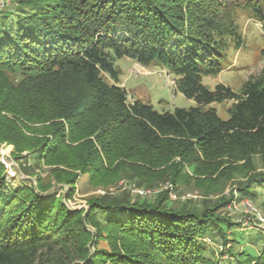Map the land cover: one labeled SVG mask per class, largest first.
<instances>
[{"label":"trees","instance_id":"obj_1","mask_svg":"<svg viewBox=\"0 0 264 264\" xmlns=\"http://www.w3.org/2000/svg\"><path fill=\"white\" fill-rule=\"evenodd\" d=\"M14 5L0 10V144L12 146L16 176L32 177L30 156L59 165L61 150H73L63 164L84 177L65 181L71 199L77 181L107 166L135 169L147 183L164 170L160 177L176 185L186 182V166L198 183L233 168L251 171L255 157L264 161V75L249 78L239 93L202 84L203 75L223 70L229 41L243 46L237 15L264 22V0ZM122 58L168 69L176 91L196 106L158 113L130 101L118 85L115 60ZM227 102L229 118L222 120L210 106ZM6 171L0 162V264H264V235L235 231L217 214L227 202L199 211L169 206L167 193L153 201L128 194L73 210L39 180L9 187ZM259 191L264 173L249 176L238 195ZM207 237L225 251L215 254ZM245 241L261 243L260 251L238 250Z\"/></svg>","mask_w":264,"mask_h":264},{"label":"rangeland","instance_id":"obj_2","mask_svg":"<svg viewBox=\"0 0 264 264\" xmlns=\"http://www.w3.org/2000/svg\"><path fill=\"white\" fill-rule=\"evenodd\" d=\"M15 1L0 0V10H7L15 6ZM241 17H250L246 11H243L236 18L238 32L243 38V46L236 48L234 42H228L224 52L223 70L216 76H202V84L208 90H214L217 85L222 84L233 92L239 93L249 78L264 75V54L262 52L264 44H252L242 34L250 27L254 32L259 26L244 23L241 29L238 26ZM233 48L246 53L247 58L240 59L238 55L235 57L228 55V51ZM115 66L120 72L118 85L129 92L131 95L128 97L130 101H133L132 96H134L138 100L150 104L158 113L173 112L175 109H189L196 106L194 100L187 99L176 91L175 78L166 68L158 66L145 68L126 58L115 60ZM210 107L216 110L220 119L227 120L229 118V102L212 104ZM75 145H71L72 148ZM12 151V146L0 144V162L10 163L12 166L11 171L15 173L14 168L17 162L11 157ZM73 153V150H61L58 159L61 162L59 165L38 161L35 160L34 156H30L28 164L32 172L31 179L25 175H20V177L15 175L12 179L6 178V182L9 187L18 189L23 184L35 186L37 180H39L42 184L51 188L50 192L57 194L56 197L60 196L61 199L63 197V203L73 210L88 209V200L90 199L106 198L113 200L120 199L128 194L134 200L140 197L149 198L150 201H153L160 193H167V204L169 206L176 207L186 204L199 211L206 207L212 208L213 205L227 202L217 214L236 224L235 231L249 232L248 234L252 236H257L258 233L264 235V191H259V194L255 197H241L238 195L239 186L248 183L249 176L251 177L255 173H264V161L259 157L253 158L252 163H250L249 168H252L251 171L233 168L220 180L211 182L203 180L205 182L196 183L195 179L192 178V169L186 166L185 172L188 175L186 182L176 185H173L165 176L160 177L164 170H157L158 175L153 177L155 179L150 181L151 183H147L146 180H142L136 175L135 169L119 167L114 170V166H107L105 171L94 178L77 181L73 186L74 193L71 199H68L66 195L70 193L71 186L65 181L75 177L77 179L84 177L81 171L72 170L63 164L64 162L68 164ZM6 176H10L8 169ZM204 241L215 254L225 251L221 242L215 241L212 237H207ZM261 246V243L255 246L252 242L245 241L243 246H238V250L260 251ZM225 258L226 255L223 256V259Z\"/></svg>","mask_w":264,"mask_h":264},{"label":"clouds","instance_id":"obj_3","mask_svg":"<svg viewBox=\"0 0 264 264\" xmlns=\"http://www.w3.org/2000/svg\"><path fill=\"white\" fill-rule=\"evenodd\" d=\"M247 23L249 25H258L259 27L253 32L250 27L246 32H242L243 36L246 40L250 41L252 44H264V22L262 21H252L248 17H241L240 21H238V26L242 29L243 24ZM228 55L230 56H239L240 59L247 58V54L242 52L241 50H237L235 48L228 51Z\"/></svg>","mask_w":264,"mask_h":264},{"label":"built area","instance_id":"obj_4","mask_svg":"<svg viewBox=\"0 0 264 264\" xmlns=\"http://www.w3.org/2000/svg\"><path fill=\"white\" fill-rule=\"evenodd\" d=\"M2 164L8 169V174L11 176H9L10 178H13V177H15V175H16V172L14 173V172H12L11 170H12V166H11V164L10 163H6L5 161H2Z\"/></svg>","mask_w":264,"mask_h":264},{"label":"crops","instance_id":"obj_5","mask_svg":"<svg viewBox=\"0 0 264 264\" xmlns=\"http://www.w3.org/2000/svg\"><path fill=\"white\" fill-rule=\"evenodd\" d=\"M136 98V97H135ZM137 99V98H136Z\"/></svg>","mask_w":264,"mask_h":264}]
</instances>
